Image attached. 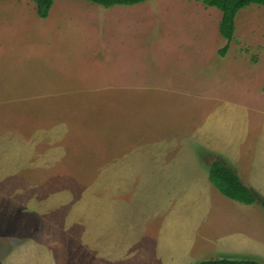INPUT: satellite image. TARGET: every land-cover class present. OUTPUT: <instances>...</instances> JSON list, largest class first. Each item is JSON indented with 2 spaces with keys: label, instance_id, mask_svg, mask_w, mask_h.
Returning a JSON list of instances; mask_svg holds the SVG:
<instances>
[{
  "label": "rangeland",
  "instance_id": "rangeland-1",
  "mask_svg": "<svg viewBox=\"0 0 264 264\" xmlns=\"http://www.w3.org/2000/svg\"><path fill=\"white\" fill-rule=\"evenodd\" d=\"M222 16L57 0L42 19L0 0V264H172L157 237L204 174L148 201L153 167L167 183L192 151L264 145V6L239 13L225 57Z\"/></svg>",
  "mask_w": 264,
  "mask_h": 264
},
{
  "label": "crops",
  "instance_id": "crops-1",
  "mask_svg": "<svg viewBox=\"0 0 264 264\" xmlns=\"http://www.w3.org/2000/svg\"><path fill=\"white\" fill-rule=\"evenodd\" d=\"M248 147L250 150L243 152L244 149L241 150L239 147L231 149L230 145L220 149L215 146L214 150L208 146L206 153L216 151L224 157L212 158L208 162L205 157L200 158L192 151L189 157L182 156L187 160L180 158L183 163L188 164V167H184L187 170L184 175L181 174L184 169L178 174L175 173L178 177L180 175L182 180L169 173L171 182H163L160 171L165 167L160 165L153 167L156 173L151 174L152 179H147L150 188L148 201L157 196V189L161 191L166 185L172 188L173 181H180L175 187L179 188V192L187 189L184 191L187 195L192 184H198L200 175L204 174L200 182L204 188L198 191L201 196L187 197L186 203H182L178 211L175 210L173 214L172 210L166 223L165 221L163 223L160 236L157 237L159 246H163L169 253H166V256L173 259L172 264H195L198 262L197 258L200 260L199 263L227 258L253 260L264 264V209L258 204L246 205L225 197L211 183L210 172L207 180L208 167H212L215 159H220L224 161L220 162L237 173L246 187L264 198V151L257 149L264 145ZM254 147L259 150V154L252 150ZM160 160L161 163H166L165 159ZM152 209L158 210L155 206L150 207V210Z\"/></svg>",
  "mask_w": 264,
  "mask_h": 264
},
{
  "label": "trees",
  "instance_id": "trees-1",
  "mask_svg": "<svg viewBox=\"0 0 264 264\" xmlns=\"http://www.w3.org/2000/svg\"><path fill=\"white\" fill-rule=\"evenodd\" d=\"M57 0H36L37 13L42 19H47ZM105 8L116 6L132 7L152 0H85ZM204 5L219 9L223 16L220 23V34L227 40V45L220 51V55L225 57L230 44L236 33V19L239 13L252 6H264V0H193ZM211 183L227 198L236 202L254 205L260 204L264 209V199L246 187L237 173L220 161H216L210 169ZM199 264H261L253 260L216 259L207 260Z\"/></svg>",
  "mask_w": 264,
  "mask_h": 264
}]
</instances>
